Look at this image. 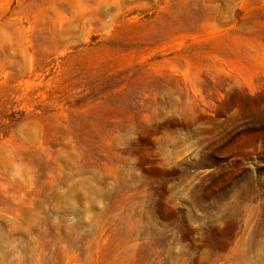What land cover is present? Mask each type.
Here are the masks:
<instances>
[{
	"label": "rangeland",
	"instance_id": "1",
	"mask_svg": "<svg viewBox=\"0 0 264 264\" xmlns=\"http://www.w3.org/2000/svg\"><path fill=\"white\" fill-rule=\"evenodd\" d=\"M0 264H264V0H0Z\"/></svg>",
	"mask_w": 264,
	"mask_h": 264
},
{
	"label": "bare ground",
	"instance_id": "2",
	"mask_svg": "<svg viewBox=\"0 0 264 264\" xmlns=\"http://www.w3.org/2000/svg\"><path fill=\"white\" fill-rule=\"evenodd\" d=\"M223 239H224V238H222L221 240H223ZM220 243H222V244H223V243H224V241H220ZM220 245H221V244H220ZM221 246H222V245H221Z\"/></svg>",
	"mask_w": 264,
	"mask_h": 264
}]
</instances>
